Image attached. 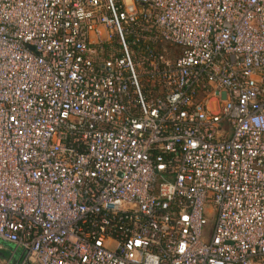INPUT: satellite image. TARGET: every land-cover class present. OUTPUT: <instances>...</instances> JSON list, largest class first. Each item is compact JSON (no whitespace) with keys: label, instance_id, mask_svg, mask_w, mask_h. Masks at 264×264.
Instances as JSON below:
<instances>
[{"label":"built area","instance_id":"obj_1","mask_svg":"<svg viewBox=\"0 0 264 264\" xmlns=\"http://www.w3.org/2000/svg\"><path fill=\"white\" fill-rule=\"evenodd\" d=\"M0 239L264 264V0H0Z\"/></svg>","mask_w":264,"mask_h":264},{"label":"water","instance_id":"obj_2","mask_svg":"<svg viewBox=\"0 0 264 264\" xmlns=\"http://www.w3.org/2000/svg\"><path fill=\"white\" fill-rule=\"evenodd\" d=\"M12 251H15V252L9 264H17L18 258L22 255V250L20 248H15L14 244L0 239V259L1 261L7 260L8 256L10 255Z\"/></svg>","mask_w":264,"mask_h":264},{"label":"rangeland","instance_id":"obj_3","mask_svg":"<svg viewBox=\"0 0 264 264\" xmlns=\"http://www.w3.org/2000/svg\"><path fill=\"white\" fill-rule=\"evenodd\" d=\"M213 224H214V219L210 218L205 227V232H206L205 240H208L209 236L211 235Z\"/></svg>","mask_w":264,"mask_h":264}]
</instances>
